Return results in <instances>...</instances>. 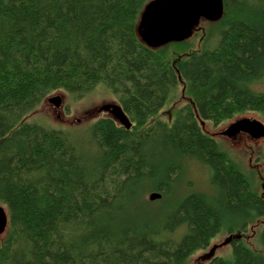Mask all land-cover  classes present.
<instances>
[{
	"label": "trees",
	"instance_id": "obj_1",
	"mask_svg": "<svg viewBox=\"0 0 264 264\" xmlns=\"http://www.w3.org/2000/svg\"><path fill=\"white\" fill-rule=\"evenodd\" d=\"M150 1L0 0V264H189L222 233L232 257L209 264H264L242 240L264 222V197L203 127L264 117V0H223L221 20L159 49L137 33ZM98 86L130 130L101 117L76 143L25 121L52 94L83 99ZM180 90L186 102L167 122ZM192 163L209 170L210 190L182 197ZM146 192L180 198L138 209Z\"/></svg>",
	"mask_w": 264,
	"mask_h": 264
},
{
	"label": "rangeland",
	"instance_id": "obj_2",
	"mask_svg": "<svg viewBox=\"0 0 264 264\" xmlns=\"http://www.w3.org/2000/svg\"><path fill=\"white\" fill-rule=\"evenodd\" d=\"M202 26L206 27L205 22L202 23ZM255 88L258 91L264 92V80L256 85ZM55 95H60L63 98L61 110L55 109L54 106L46 101L31 113L25 121L28 123H36L50 129L63 131L76 143H86L90 137L89 131L93 123L101 117H106L103 116L102 113L98 114L97 110L101 106L105 104H118L117 97L104 86L96 87L83 99H76L64 93L52 94L50 97ZM175 102L163 109L161 114L163 120L171 122L175 109L185 104L186 101L181 95V90ZM242 118L256 119L264 123V117L260 114L248 112L218 127H215L212 123H205L204 130L209 135L214 136V139L220 144L222 150L241 167V170L246 175L252 178L257 192L264 197V158L262 156L264 138L253 140L250 136L241 134L235 139H228L220 135V132L226 130L231 123ZM210 185L209 170L199 163H192L189 167L188 176L185 177L182 184H179L177 189L178 195L186 197L193 192L206 193L209 192ZM150 193H145L144 199L139 201L138 209H150L153 212H164L165 209H172L180 198V196H172L167 198L166 201L154 203L149 200ZM186 232V228L182 227L173 233L170 239L179 242ZM263 232L264 222L259 221L248 228L242 240L250 248L264 253V248L260 242ZM4 236L5 235L1 236L0 240H2ZM228 236L227 233L219 235V237L212 242L207 251L196 253L190 259L189 264H209L214 257L231 258L232 248L224 244ZM214 247H217L214 255L209 258L205 257Z\"/></svg>",
	"mask_w": 264,
	"mask_h": 264
},
{
	"label": "water",
	"instance_id": "obj_3",
	"mask_svg": "<svg viewBox=\"0 0 264 264\" xmlns=\"http://www.w3.org/2000/svg\"><path fill=\"white\" fill-rule=\"evenodd\" d=\"M223 14V0H151L141 14L137 33L147 47L159 49L169 43L190 39L202 20L215 23L221 20ZM47 101L56 109H60L63 104L60 95L50 97ZM97 111L98 114L110 112L119 125L127 130L131 129L132 123L121 106L105 104ZM241 133L260 140L264 138V123L256 119L242 118L231 123L220 135L234 139ZM160 198L158 193H151L149 196L150 201ZM8 223L7 211L0 205V237L7 232ZM232 239L229 237L224 244H229ZM216 248H212L205 257H212Z\"/></svg>",
	"mask_w": 264,
	"mask_h": 264
},
{
	"label": "flooded vegetation",
	"instance_id": "obj_4",
	"mask_svg": "<svg viewBox=\"0 0 264 264\" xmlns=\"http://www.w3.org/2000/svg\"><path fill=\"white\" fill-rule=\"evenodd\" d=\"M62 108V107H61ZM61 108H60V110H61ZM101 114V113H100ZM103 114V116H106V117H109V118H113L115 121H116V119L113 117V115L110 113V112H103L102 113ZM117 122V121H116ZM231 245V244H230Z\"/></svg>",
	"mask_w": 264,
	"mask_h": 264
}]
</instances>
